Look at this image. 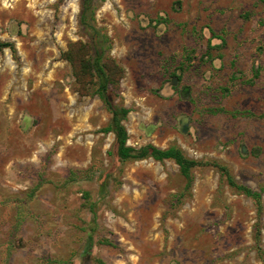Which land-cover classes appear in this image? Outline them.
Segmentation results:
<instances>
[{
    "label": "rangeland",
    "instance_id": "1",
    "mask_svg": "<svg viewBox=\"0 0 264 264\" xmlns=\"http://www.w3.org/2000/svg\"><path fill=\"white\" fill-rule=\"evenodd\" d=\"M79 16L0 0V264H264V0H102L91 34ZM74 47L102 51L128 146L200 163L189 187L114 157Z\"/></svg>",
    "mask_w": 264,
    "mask_h": 264
},
{
    "label": "trees",
    "instance_id": "2",
    "mask_svg": "<svg viewBox=\"0 0 264 264\" xmlns=\"http://www.w3.org/2000/svg\"><path fill=\"white\" fill-rule=\"evenodd\" d=\"M102 0H80V16L79 23L84 31L91 33L96 32L91 25L94 17V10L97 2ZM95 47V46H94ZM3 49H10L13 52V46L10 43L0 41V51ZM81 51L75 50V47L70 49L64 57L70 63L81 70L84 74H88L96 78V95L104 104L106 110L110 114V120L106 128L103 129L104 133H110L114 136V143L112 146L113 155L119 162L129 160L140 161L151 158L156 162H163L165 160H172L179 168V173L186 179V186L189 187L192 176L191 169L200 165V163L186 158L183 153L177 148H168L165 150L157 149L152 145L145 146L138 150L127 145L128 134L123 125L126 120L129 110L117 105L114 102V95L110 91V83H112L107 69L102 63L103 53L101 50H94V56L84 60L80 56ZM80 72V71H79ZM180 78L178 77L179 81ZM220 171H225L223 167H218ZM227 183L230 187L236 189L247 197L252 198L258 207H260V194L253 192L250 189L240 186L235 183L233 178L225 174Z\"/></svg>",
    "mask_w": 264,
    "mask_h": 264
}]
</instances>
